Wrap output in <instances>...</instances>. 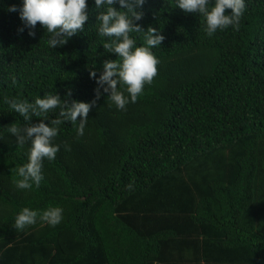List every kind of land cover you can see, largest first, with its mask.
I'll list each match as a JSON object with an SVG mask.
<instances>
[{
  "label": "trees",
  "instance_id": "16d2710c",
  "mask_svg": "<svg viewBox=\"0 0 264 264\" xmlns=\"http://www.w3.org/2000/svg\"><path fill=\"white\" fill-rule=\"evenodd\" d=\"M86 2L84 31L52 49L46 29L38 23L30 36L8 11L23 0H0V264H264V0H245L239 30L212 36L177 0H145L136 23L164 36L151 49L160 63L135 103L117 85L124 110L90 77L119 58L103 49L100 10ZM55 93L96 103L83 135L79 121L58 126L59 151L44 158L40 185L18 189L31 140L19 146L8 132L26 122L4 98ZM56 206L59 224L38 215L15 229L24 207Z\"/></svg>",
  "mask_w": 264,
  "mask_h": 264
},
{
  "label": "clouds",
  "instance_id": "9594fccd",
  "mask_svg": "<svg viewBox=\"0 0 264 264\" xmlns=\"http://www.w3.org/2000/svg\"><path fill=\"white\" fill-rule=\"evenodd\" d=\"M117 3L119 10L113 6ZM144 3L145 0H95V6L100 10L97 16L98 34L109 38L103 43V49L107 53H115L119 59H105L100 76L97 78L95 70H92L90 77L97 79L98 86H103L104 92L109 94L108 99L120 110L126 108L129 98L118 90L117 85H125L131 102L135 103L143 92L144 85L151 84L158 72L157 65L160 61L151 49L161 45L164 36L156 27L148 26L145 29L136 23L143 18V11L138 9ZM176 6L186 13L201 14L206 22L205 31L208 36L229 26L239 30V22L246 8L245 0H214L211 6L210 0H177ZM87 8L86 0H23L22 6L17 8L16 5H11L8 11L19 12L30 36L36 35L34 29L39 23L50 34L48 46L55 49L66 44L73 35L84 31L88 20ZM226 9H230L231 13L226 14ZM19 31L22 32L23 28ZM132 33L141 34L144 45L136 46L137 38ZM70 94L69 92L68 95ZM100 95V87H97L96 98ZM4 102L26 122L22 128L16 123L11 124L8 132L16 137L19 146L31 140L28 162L18 167L16 175L19 178L14 179L13 183L18 189H31L33 184L38 187L43 179L44 158L54 160L59 151V145L52 143L58 135V126L65 121H70L73 125L79 121L77 134L83 135L90 109L96 99L91 102L69 101L67 98L61 99L55 93L37 97L34 103L8 97L4 98ZM56 109L60 110L59 114L50 119L49 113ZM33 116L40 118V121L32 123ZM62 213L63 209L58 206L49 207L42 214L24 207L16 216L14 227L22 230L34 224L38 215L41 220L55 226L61 222Z\"/></svg>",
  "mask_w": 264,
  "mask_h": 264
}]
</instances>
